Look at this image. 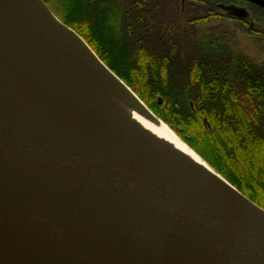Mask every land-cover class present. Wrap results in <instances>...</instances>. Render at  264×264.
<instances>
[{"label": "water", "instance_id": "water-1", "mask_svg": "<svg viewBox=\"0 0 264 264\" xmlns=\"http://www.w3.org/2000/svg\"><path fill=\"white\" fill-rule=\"evenodd\" d=\"M18 10V32L0 29V264H264V209L47 67L39 19L150 111L43 0Z\"/></svg>", "mask_w": 264, "mask_h": 264}, {"label": "trees", "instance_id": "trees-1", "mask_svg": "<svg viewBox=\"0 0 264 264\" xmlns=\"http://www.w3.org/2000/svg\"><path fill=\"white\" fill-rule=\"evenodd\" d=\"M44 1L187 145L264 209V54L248 56L235 42L244 34L264 51L263 8L249 5L250 26L219 10L242 0Z\"/></svg>", "mask_w": 264, "mask_h": 264}, {"label": "bare ground", "instance_id": "bare-ground-1", "mask_svg": "<svg viewBox=\"0 0 264 264\" xmlns=\"http://www.w3.org/2000/svg\"><path fill=\"white\" fill-rule=\"evenodd\" d=\"M21 2L24 0H0L1 30L18 32L15 28L21 15L18 10ZM34 35L41 43L43 61L47 67L65 73L101 106L162 149L212 177L225 181L222 175L182 141L165 122L155 118L142 104L140 106L145 113L135 107L133 102L137 100L120 80L113 76L117 86L108 85L98 72L77 56L41 19L36 23ZM118 90H123L126 96Z\"/></svg>", "mask_w": 264, "mask_h": 264}, {"label": "rangeland", "instance_id": "rangeland-1", "mask_svg": "<svg viewBox=\"0 0 264 264\" xmlns=\"http://www.w3.org/2000/svg\"><path fill=\"white\" fill-rule=\"evenodd\" d=\"M44 1V0H43ZM45 2V1H44ZM46 3V2H45ZM46 5L52 10V12L63 21L61 14L53 7V5L51 3H46ZM64 22V21H63ZM215 25H218L219 28L221 29V25H223V23L221 24L220 21H216ZM226 25V24H225ZM224 26V25H223ZM225 27V26H224ZM235 42L237 43L238 46H240V50H242L245 54H247L248 56H251L253 58H262L263 57V52H261V50H259L257 48V46L253 43L254 41L250 40L247 38L246 35L244 34H237L235 37ZM96 54V53H95ZM102 61V60H101ZM103 62V61H102ZM104 63V62H103ZM105 64V63H104ZM106 65V64H105ZM107 66V65H106ZM108 67V66H107ZM109 68V67H108ZM110 69V68H109ZM145 104V103H144ZM145 106L157 117L159 118L161 121L165 122L162 118H160L159 116H157V114H155V112L149 108L146 104ZM166 123V122H165ZM167 124V123H166ZM168 125V124H167ZM169 126V125H168ZM172 129V128H171ZM172 131L180 138V136L175 132L174 129H172ZM182 141H184L182 138H180ZM239 143H242V141L240 140ZM241 147L243 149H237V152H243L244 151V147L243 145H241ZM194 150V149H193ZM239 152V155H240Z\"/></svg>", "mask_w": 264, "mask_h": 264}, {"label": "flooded vegetation", "instance_id": "flooded-vegetation-1", "mask_svg": "<svg viewBox=\"0 0 264 264\" xmlns=\"http://www.w3.org/2000/svg\"><path fill=\"white\" fill-rule=\"evenodd\" d=\"M242 1H244V0H242ZM236 5V6H239V7H243V8H245L246 10H247V17H245V18H240V19H245V20H247L249 23H250V26H252L253 25V22L250 20V8H249V5L250 4H252V3H249V2H246V1H244V2H240V3H238V2H235V3H231V4H228V5ZM221 5H224V4H221ZM221 5H219L220 7H221ZM228 5H224V6H228ZM252 5H254V4H252ZM257 6V5H256ZM259 7V6H258ZM219 10H221V11H225V12H228L226 9H224V8H220ZM263 54H264V51H263Z\"/></svg>", "mask_w": 264, "mask_h": 264}]
</instances>
